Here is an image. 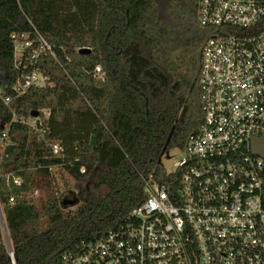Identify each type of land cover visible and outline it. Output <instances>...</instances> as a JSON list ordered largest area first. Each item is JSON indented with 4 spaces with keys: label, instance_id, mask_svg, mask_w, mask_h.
<instances>
[{
    "label": "trees",
    "instance_id": "1",
    "mask_svg": "<svg viewBox=\"0 0 264 264\" xmlns=\"http://www.w3.org/2000/svg\"><path fill=\"white\" fill-rule=\"evenodd\" d=\"M197 6L0 0V133L7 123L10 140L0 159V211L15 264H58L81 239L115 229L145 199L149 175L174 189L180 170L165 173L160 154L182 151L203 120L197 74L209 28ZM19 32L38 33L53 54L36 59L46 84L15 95L12 85L25 70L13 64L11 34ZM95 66L100 77L92 75ZM13 114L32 117L35 126ZM56 142L59 154L51 151ZM3 236L0 224V264H12Z\"/></svg>",
    "mask_w": 264,
    "mask_h": 264
},
{
    "label": "built area",
    "instance_id": "2",
    "mask_svg": "<svg viewBox=\"0 0 264 264\" xmlns=\"http://www.w3.org/2000/svg\"><path fill=\"white\" fill-rule=\"evenodd\" d=\"M197 18L209 28L197 74L203 120L174 164V189L149 175L145 199L123 223L81 239L58 264H264V157L252 151L253 138L264 141V0H198ZM11 38L14 67L25 69L15 95L45 85L36 59L52 53L49 44L38 33ZM92 75L100 77L99 66ZM12 120L35 126L32 117ZM7 129L4 123L0 159ZM51 151L59 154L60 145Z\"/></svg>",
    "mask_w": 264,
    "mask_h": 264
},
{
    "label": "rangeland",
    "instance_id": "3",
    "mask_svg": "<svg viewBox=\"0 0 264 264\" xmlns=\"http://www.w3.org/2000/svg\"><path fill=\"white\" fill-rule=\"evenodd\" d=\"M182 156H183V152L180 149L172 147L168 150H164L161 152L158 164L165 173H169L174 169L175 162L178 161ZM56 171H57L56 168L52 169L55 178L57 179V181H59V177ZM39 193L40 191L38 190V194Z\"/></svg>",
    "mask_w": 264,
    "mask_h": 264
},
{
    "label": "water",
    "instance_id": "4",
    "mask_svg": "<svg viewBox=\"0 0 264 264\" xmlns=\"http://www.w3.org/2000/svg\"><path fill=\"white\" fill-rule=\"evenodd\" d=\"M89 48H81L79 51L80 52H89ZM37 115V111L33 112L32 113V117H35ZM254 141H253V153H256V154H259L261 156L264 157V141L260 140V139H256V138H253ZM94 137L92 136L91 137V145H94ZM0 224H1V227H2V230H3V235H4V240H5V243L9 249V252L11 253V259L13 262H15V258L13 256V253H12V249H11V245H10V242H9V237H8V234H7V231H6V227H5V223H4V219H3V216H2V213L0 211Z\"/></svg>",
    "mask_w": 264,
    "mask_h": 264
}]
</instances>
